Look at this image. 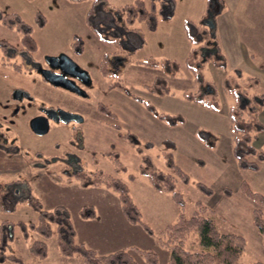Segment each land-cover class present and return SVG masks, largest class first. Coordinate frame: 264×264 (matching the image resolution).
<instances>
[{"label": "rangeland", "instance_id": "rangeland-1", "mask_svg": "<svg viewBox=\"0 0 264 264\" xmlns=\"http://www.w3.org/2000/svg\"><path fill=\"white\" fill-rule=\"evenodd\" d=\"M58 1L50 0L46 4V11L42 12L38 10L42 2L35 1L29 5L34 9L30 10L29 7V10H25L22 8L24 3L0 0V11L3 14L17 13L30 26L36 42L34 51H23L20 33L16 29H8L0 22V116H10L18 122L12 127L16 128L15 131L6 132L2 142L6 140L11 145L15 138V145L19 151L12 154L0 148V184L6 188V210L0 212V224L5 223L7 227L4 229L8 230L3 245L5 260L2 264H20L10 259V256H15L22 264H83L78 256H63L54 236L45 239L29 228V224L37 222L38 214L25 201L28 197L37 199L44 210L52 211L58 206L64 207L77 232V238L84 241L83 244L87 248L101 255L126 249L136 264H149L141 252H151L155 254L158 264H166L170 254L166 243L167 226L174 224L180 214L189 218L198 213L212 219L219 233H235L243 237L246 247L236 264L254 262L264 264V241L254 225L252 214L254 209H260L264 218V207L252 202L239 191L240 183L246 182L253 191L264 196V180L260 179L258 182L256 180L258 174L238 168L231 152V144H225L221 136L219 145L224 157L217 159L210 153H204L200 147L196 148L193 140L184 135L183 127L179 124L170 125L163 121V129H157L153 125L156 119H153L154 117L141 103L118 90L108 88L109 83L119 81L134 96L142 98L159 111L163 104L183 100V92L194 91L195 79L185 68L184 61L172 60L179 66L174 79L167 77L162 68L153 69L141 64L139 67L135 64L136 60L164 59L150 57L153 49L147 43L150 35L146 32L149 28L155 30L157 27L156 34L170 35L164 23L170 22V25H174L179 18L178 12L173 16L169 15L168 19L153 14L149 25L136 21L128 26L133 32L131 37L138 42L136 51L129 54L124 47H118L116 42L111 43L109 39L118 35L113 26V17L118 18L119 12L124 19L126 14L122 6L125 3L132 4L133 0H106V5L101 2L94 7L93 0L80 3ZM144 1L149 10L148 0ZM178 1L174 0L173 5ZM90 8H93V11L90 16H86ZM38 11L45 19L42 28L34 21ZM207 12L206 10L203 14L205 19L208 16ZM133 27L137 28L138 32H135ZM76 36L84 43L81 62L87 66L94 89L87 90L88 95L77 105L85 121L78 129V134L82 135L80 140L83 149L82 152H73L77 153L85 170L93 171L97 168L129 186L130 195L141 212V222L147 226L150 233L141 225L135 224V227L126 220L119 198L113 190L102 186H82L74 178H67L60 173L54 167L56 165L50 164L44 169H35L30 163L31 158L39 154L41 160H50L51 156L58 155V150L67 143L66 136L54 129L56 125L51 124L45 135H35L25 123L26 117L35 114L39 106L56 105L53 103L56 101L64 104V100L56 99V97L60 99L59 94L55 97L48 89L41 91L45 84H38L43 81L33 65H44L46 56L71 53V42ZM113 44H116V47ZM115 48L129 58V62L126 60L129 65L116 70L114 75L108 77L99 75L98 63L102 54ZM14 66L19 68L14 69ZM204 75L208 77L207 74ZM189 76H192L193 80L189 79ZM157 78L165 80L169 86L170 93L167 96L161 97L148 92L146 86L151 85ZM190 80L193 82L190 83ZM18 89L32 96L30 101L23 99L20 102L21 105L33 108L23 117L16 116L17 114L13 112L16 107L13 106L15 103L11 96ZM215 89L220 94L217 83ZM219 100L223 108L236 103L235 98L229 94H220ZM66 102L68 104V101ZM99 102L115 114L116 120L100 115L96 111ZM109 123L117 125L121 134L130 135L132 141L123 139L118 130L106 127ZM5 125L7 128V123ZM5 125H2L3 128ZM73 125L75 124L68 126L60 124V128L70 131ZM2 131L4 129L0 132ZM164 140L172 142L174 148L167 150L163 145ZM252 146L260 150L263 142L257 139L252 142ZM112 150L118 152L126 170L119 172L114 170L113 164L105 155ZM92 153H95L98 159V165L95 167L89 158ZM165 153L170 154L169 158ZM169 163L177 165L187 174L186 181L172 172L168 167ZM141 165L172 174L175 177V191L181 194L183 206L174 202L169 193L154 190L142 174ZM46 168L50 171L47 172ZM129 175L134 179L129 180ZM205 188L212 191V196L205 193ZM18 189L20 198L14 197V192ZM224 189L231 192L229 197L223 193ZM84 207L88 211H94L95 219L86 220L79 216V211ZM36 240L47 244V257L44 260L38 259L29 251L30 244ZM184 248L191 252L209 251L200 245L195 231L187 235Z\"/></svg>", "mask_w": 264, "mask_h": 264}, {"label": "trees", "instance_id": "trees-1", "mask_svg": "<svg viewBox=\"0 0 264 264\" xmlns=\"http://www.w3.org/2000/svg\"><path fill=\"white\" fill-rule=\"evenodd\" d=\"M29 1V0H26ZM72 3H78L86 0H67ZM103 2L106 5V0H93V7L97 3ZM166 5L170 8L167 9V15L172 12L173 0H164ZM125 12V18L119 12L120 18L119 26L125 31H128V26L133 25L134 22H146L151 23L153 11L151 7L148 10L146 8L144 0H133L132 4L122 7ZM93 8L90 9V14ZM167 16V17H168ZM35 23L42 28L45 24V19L39 12L35 14ZM128 23V24H124ZM0 22L2 25L10 30L16 29L21 37L20 43L23 51H34L36 49V42L32 37V30L17 13L3 14L0 11ZM122 23V24H121ZM118 25V24H117ZM190 22H185V32L188 40L193 45L185 62V68L192 73L196 82H201V72L204 63L211 62L213 66L225 69L226 65L223 58L216 52L215 44L213 42L214 34L210 28L203 32L191 33ZM130 31V30H129ZM132 31V30H131ZM111 43H118V40L112 37L109 39ZM71 47H79L82 51L83 43L77 37L73 38ZM206 49H210L209 53H206ZM112 56L104 54L99 63V71L102 76L108 77L115 73L110 67V61ZM138 64L144 65L148 68H162L164 73L169 77H174L179 71L177 63L168 60H156L149 59L145 61H137ZM258 84L255 78L241 79L240 76L226 75L223 81V91L232 95L236 103L228 110L229 128L232 133V152L236 164L241 170L255 171L258 169V164L264 160V143L262 149L257 150L252 146V142L256 138L257 134L263 130V125L258 120V112L264 106V95L259 96H247V91ZM109 89H115L126 96L132 98L134 101L141 103L146 110L153 116L160 120L166 121L170 125H176L183 120L177 115H168L158 112L151 104L144 101L142 98L134 96L121 82L113 81L108 84ZM147 90L151 94L158 96H164L169 93V88L165 80L157 78L151 85L146 86ZM191 93L186 92L183 97L190 102L201 104L213 111L219 110V103L216 99L215 93ZM99 111L104 115L113 118L114 113L104 105L100 104ZM115 130L119 131L117 125H112ZM123 139H128L130 142L132 138L128 134H119ZM165 148L173 149L174 144L170 141H164ZM106 157L113 164L116 172L126 170L125 166L120 161L118 152L112 150L106 152ZM165 156L169 158L170 154L165 153ZM145 158V157H144ZM168 167L179 178L186 181L187 174L183 172L175 164L169 163ZM142 174L148 179L151 187L160 193H169L171 199L181 207L183 206L182 196L175 191V177L166 172L154 170L141 165ZM70 178L77 180L82 186H95L105 187L113 190L120 201V207L126 220L131 224L141 225L146 232L150 233V230L141 222V212L134 200L130 195V189L128 185L119 179L106 174L100 170L94 172H88L84 170L81 173H77ZM129 180H133L134 177L129 175ZM206 194H212V191L205 188ZM239 191L245 197L252 202L264 207V196L261 193L253 191L246 182H241L239 185ZM223 193L229 197L231 192L228 189H224ZM6 188L0 184V212L6 210ZM27 204L37 212L38 220L36 223L29 224V228L41 235L45 239L55 237L59 251L63 256L71 257L78 256L81 258L83 264H136L132 255L126 249H119L108 254H98L92 249L87 248L83 243H78L75 240V231L71 224L70 217L64 207L58 206L52 211L44 210L40 202L32 197L25 199ZM205 207V206H204ZM206 208V207H205ZM203 208V209H205ZM254 225L264 241V218L260 209H254L252 211ZM79 216L84 219L93 218L95 216L93 210H87L83 208L79 211ZM5 223L0 224V264L4 262V248L6 237L8 236V230ZM167 246L169 247V259L166 264H236L245 250L246 243L243 237L235 233H219L212 219L200 215L198 213L193 214L189 218H185L182 214L179 215L178 220L167 226ZM195 231L198 235L199 243L202 247L208 248L209 251L191 252L184 248V241L187 235ZM29 251L32 255L40 260H44L47 257V244L44 241H33L29 246ZM145 257L147 263L158 264V260L154 253L141 252ZM16 263L22 264V262L15 256H10ZM28 264H41V263H28ZM251 264H263L261 262H254Z\"/></svg>", "mask_w": 264, "mask_h": 264}, {"label": "crops", "instance_id": "crops-1", "mask_svg": "<svg viewBox=\"0 0 264 264\" xmlns=\"http://www.w3.org/2000/svg\"><path fill=\"white\" fill-rule=\"evenodd\" d=\"M15 1L17 3H24V6L22 8H24L25 10H29V7L30 10L32 8L34 9V7H31L29 5L33 4L35 1H38L39 3L42 2L40 9H38L42 12L46 11V4L50 2V0ZM63 1L64 0H59L58 2L64 3ZM148 4L149 8L151 7L154 16L155 14H158L161 16V18H169L166 12L167 9L170 8L168 7L169 5H166L164 0H148ZM126 5L128 4L125 3L124 6ZM90 9L87 10L86 16H88V14L90 13ZM171 10L172 12L170 16H173L178 12L179 18L174 25H170V22H168V24L164 23V25L171 33L170 35L166 34V36H164L162 34H156L157 27L155 28V30L154 28H149V30H147L146 32L147 35H150L149 39L147 38V43H149L148 45L151 49H153L152 53H150V57L157 59L164 58L177 62H185L191 48L193 47L186 36L185 22H190L189 28L191 30V33L206 31V29H208L207 23L210 22L212 24V28H210V30L214 34L213 42L215 44V51L218 52V54L223 58L226 68L221 69L215 67L211 62L204 63L201 72V82L198 83L194 80L195 89H193L194 91L191 92L194 93L198 90L200 91L201 89V91H203L202 93H215L216 99L219 103V110L213 111L201 104L187 101L183 97V100H180L178 102H170L167 105H161L160 111H157L163 114L172 116L177 115L181 117L183 121L178 124L183 127L184 135L190 138L191 141L193 140L194 146L196 148L200 147L204 151V153H210L217 159L222 158L224 157V155L220 151V136L222 137V140L224 139L223 141L225 142V144H231L232 152L233 136L229 128L228 110L235 104L234 103L233 105H228L225 108H223L220 104V94H228L223 91V81L225 76L237 75L240 76L241 79L255 78L258 81V84L247 91V96L250 97L254 95H264V0H179L178 3L171 7ZM206 10L208 11V16L205 19L203 14ZM117 29L118 31H120V34H124L121 26H119V28ZM133 29H135V32H138L137 28L133 27ZM129 30L126 31L125 35L118 36H120V38L124 42L123 44L127 48H125V51L131 54L136 51L138 42L135 38L131 37V34H133V32H131V29ZM113 45L114 47H116L115 44ZM206 51V53H209L210 49H206ZM82 54L81 56H78L76 60L84 69L87 70V66L82 64L81 62ZM104 54H109V56L112 57L117 56L114 60L118 59L119 61L124 59L129 62V58H126V56L121 54L118 50H116V48L115 50L107 51ZM104 54H102L100 61L103 58ZM137 61L140 60L135 61V64H137L136 66L141 67V65H139ZM115 62L117 63V61ZM127 64L129 65V63H126L124 68L128 66ZM98 73L99 75H101L100 71H98ZM204 74H207L208 77H205ZM174 77L171 78L174 79ZM168 79L169 78H167V80ZM189 79H192V76H189ZM192 80H190V83L193 82ZM215 82L219 86L220 94L216 92ZM38 84L49 85V87L44 85L45 88L42 87L41 91L48 89V91L53 93L55 97L56 94L60 95V99L57 97L56 99L61 101L64 100V104L59 103L58 101L53 102L54 104H58L63 107L68 106L66 101L72 96H70V94L65 89L60 87H53L51 86V84H48L44 81ZM253 89L255 91L251 92V90ZM184 93L186 92H183L182 96ZM32 116L33 115L31 114L26 117V124L27 120ZM153 117V119H156L154 120L155 122H153V125L157 129H163V120H160L155 116ZM258 120L263 125V130L257 134L254 141H256L257 139H261L264 143V106L258 112ZM110 125L111 124L109 123L106 127H110ZM118 133L120 134L119 131ZM32 161L34 162V160ZM262 169H264V160L258 164L257 170H250L253 174H258L256 178L258 182H260V179L264 180V170L261 172ZM207 195L212 196V194ZM93 218L95 219V216ZM118 219H120L119 215ZM74 231L76 242L85 243L84 241L77 238V232L75 228Z\"/></svg>", "mask_w": 264, "mask_h": 264}, {"label": "flooded vegetation", "instance_id": "flooded-vegetation-1", "mask_svg": "<svg viewBox=\"0 0 264 264\" xmlns=\"http://www.w3.org/2000/svg\"><path fill=\"white\" fill-rule=\"evenodd\" d=\"M119 19H120L119 17L118 18L116 16L113 17V24H114L113 26H115L116 33L118 35H125L126 31L122 27L121 28H122L124 34H120V31H118V29H117V28H119V26L117 25ZM118 35L115 36V39L118 40L117 46L118 47L121 46V47L126 48L125 45L123 44L124 43L123 40ZM76 37L79 38L78 36H76ZM80 42L83 43V41L81 39H80ZM71 50H72V52L68 53V54L67 53H60L56 56H46V57H55L56 59L55 60L45 59L44 65H36V64L33 65V67L36 70V73L46 83H48V82L44 79L43 74H49V75L54 74V75L61 76L62 73L64 71H66L65 77L69 81L68 85L72 88L71 91L65 89L70 94V96H72V97H70V99L67 100L68 106L63 107V106H60L58 104L49 105L48 107L39 106L37 108L35 114L33 113L32 114L33 116L27 120V126L29 127V121L33 117L45 116L48 119V130L50 129V125L53 124V125H56V128H54L56 131L60 132L61 135L66 136L67 143L65 145L66 147L64 146L66 149H64V147H61L57 152L58 155L51 156L50 160H44V161L41 160L40 154H39L37 157L31 158L30 163L35 169H44L46 167V165H50V164L52 166L56 165L54 167H56L60 173L66 175L67 178H70L71 176H73L77 173H81L85 170L84 167L82 166L83 163L81 162L80 158H78V156L76 155L77 154L76 152H82V149H83V143L80 140V138H82V135H81V133H79L80 135L78 134V129H80V127H82V125L85 123L84 118L81 117L82 116L81 110L77 105L80 103V101H82L83 98H86V96L88 95L87 90L94 89L93 79L89 75V72L86 69H84L76 60L78 56H81L83 49L81 51V49L79 47H76V48L71 47ZM61 55H65L66 57H68L74 64H76L78 66V68L73 67V63L71 64L70 60L68 61L67 58H65V57L58 58ZM115 57H117V56H113L111 61H110V67L114 73L116 70L118 71V69L124 67L126 64V60H124V59L119 60V61H118V59L114 60ZM115 61H117V63ZM14 67H15L14 69L19 68V66H14ZM98 71H99V66H98ZM48 84H50V83H48ZM51 86H53V85H51ZM53 87H56V86H53ZM15 91H21L22 92L21 99H16L14 97L13 94ZM15 91L12 93V96H11L12 99L14 100V103H15V105H13V106L16 107V109L13 112H15V114H17L16 116L20 115L21 117H23L25 114L31 112V110H33V108H29V107L25 106L24 104L21 105L20 102L23 99L30 101L32 96L29 95L27 92L20 90V89L15 90ZM18 104H19V106H18ZM100 104H103V103H101V102L97 103L96 111L100 115H104L98 109ZM19 110H21V111H19ZM104 116H106V115H104ZM112 119L116 120V116L114 115V117ZM6 123H7V128L5 125ZM3 124L5 125V128H3V126H2ZM16 124H18L16 119H14V118L12 119V117L5 116V115L0 116V129L1 130L4 129V131L0 132V148L5 149V151L7 153L16 154L19 152L18 148L15 145V142H16L15 138L12 140L11 145L8 144V141H6V140H4V142H2L4 135H6V132L11 133L12 131H15L16 128H12V127H15ZM60 124H64L66 126H68L69 124H75V125H73L70 128V131H65L64 128H60ZM112 125H115V124H111L110 125L111 128H113ZM29 129H30V127H29ZM35 135H37V134H35ZM77 142H79L78 145H77ZM73 151H76V152H73ZM89 158L91 159L90 162L94 167L98 165V159H97V155L95 153H92ZM32 160H34V162ZM46 171L49 172L50 169L46 168ZM86 171H88V170H86ZM94 171H98V169L96 168L93 171H88V172H94ZM14 195H15L14 197L20 198L19 197V189L16 192H14Z\"/></svg>", "mask_w": 264, "mask_h": 264}, {"label": "water", "instance_id": "water-1", "mask_svg": "<svg viewBox=\"0 0 264 264\" xmlns=\"http://www.w3.org/2000/svg\"><path fill=\"white\" fill-rule=\"evenodd\" d=\"M207 26L209 28H212V24L210 22L207 23ZM61 57L67 58L68 61L70 60L65 55H61L58 58H61ZM45 59L55 60L56 58L55 57H46ZM70 62H71V64L73 63L71 60H70ZM73 67L78 68V66L74 63H73ZM65 72L66 71H64L61 76L54 75V74H50V75L49 74H43V77L51 85L56 86V87H61L63 89L71 91L72 88L68 85L69 81L65 77ZM21 94H22L21 91H15L13 95L16 99H21ZM29 127H30V130L32 132H34L35 134L44 135L48 131V119L45 116H35L29 121Z\"/></svg>", "mask_w": 264, "mask_h": 264}]
</instances>
